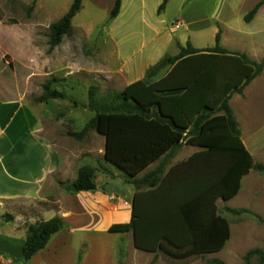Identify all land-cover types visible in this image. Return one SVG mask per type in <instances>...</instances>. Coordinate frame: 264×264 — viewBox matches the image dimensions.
I'll use <instances>...</instances> for the list:
<instances>
[{
    "label": "trees",
    "instance_id": "1",
    "mask_svg": "<svg viewBox=\"0 0 264 264\" xmlns=\"http://www.w3.org/2000/svg\"><path fill=\"white\" fill-rule=\"evenodd\" d=\"M36 1L32 0L29 10ZM81 2L72 0L64 14L49 26V48L70 33L71 19L81 9ZM166 2L162 1L159 11ZM261 2L246 13L245 21L253 17ZM120 4L121 0L114 1L109 18L118 14ZM8 22L16 20L9 18ZM219 41L220 31L215 34L214 45L203 49L194 48L187 41L178 53L165 55L150 66L144 78L103 101L96 100L97 88L90 85L88 107L94 114L80 131L68 133L80 140L88 130H96L105 138L104 161L122 172L126 183L137 188L148 186L147 190L134 193L130 220L109 227L110 232L132 231L135 247L154 253L148 264L155 263L158 252L181 260L220 251L231 231L229 220L218 212L216 200L233 198L241 178L251 169L264 171V163L255 162L243 144L229 105L231 94L240 92L260 73L264 58L255 62L245 53L223 48ZM52 84L51 80L44 82L33 100H69L77 105L65 90ZM182 141L200 150L175 165L161 181L155 172L137 177ZM179 167L181 173L172 174ZM96 170L94 166L82 165L73 180L59 184L69 193L94 191ZM101 170L113 175L109 168ZM231 211L238 214L245 209ZM4 218L8 221L12 216L6 213ZM64 226L58 215L28 224L21 246L22 261L26 264ZM263 253L258 248L249 251L246 264H250L252 254H258V264H264Z\"/></svg>",
    "mask_w": 264,
    "mask_h": 264
},
{
    "label": "crops",
    "instance_id": "2",
    "mask_svg": "<svg viewBox=\"0 0 264 264\" xmlns=\"http://www.w3.org/2000/svg\"><path fill=\"white\" fill-rule=\"evenodd\" d=\"M114 1L82 0L81 9L71 19V32L73 30L82 31L86 34L89 45L95 43L92 52L101 54L107 64L100 68L118 71L124 80L121 89L135 80L144 78L150 66L165 55L178 53L179 47H185L187 41L197 49L212 46L211 44L197 45L195 42L199 43L198 39H192L191 34L189 35V33L209 26H214V43L215 34L220 31L219 44L223 48L231 52L245 53L255 62L264 58V0H254L251 8L259 1H262L261 5L250 20L243 19V23L239 22L237 26L231 24L234 22L231 20L233 16L223 13L225 5L228 6L229 11L231 10L230 12L234 11L232 3H227L228 0H213V2L192 0L189 4L184 2L180 15L171 20H168L166 16L168 0L160 11L158 8L163 0H121L118 14L109 18ZM24 4H29V0H0V11L3 13L0 27L5 25L6 19H14L8 15L10 7ZM102 4L105 5L107 13L101 20L95 18L92 10H89V20L82 19L83 12L88 10L87 7L90 9V6L97 7ZM37 5L40 6V0H37ZM37 24L39 26L43 23L38 22ZM181 26L186 29V37L177 33V29ZM226 28L232 30V34L227 38L224 34ZM64 37L65 35L62 40ZM170 46L173 50L167 54L165 51ZM5 54L13 57L6 48L0 45L1 63H7L3 61ZM155 80L156 78L153 82ZM1 82L3 89L0 90V199H47L52 205L39 211L36 214L37 220L29 219L28 223H35L40 219L46 220L55 215L63 218L65 222V226L51 236L46 246L34 254L28 264H62V262L65 264L63 255L67 245L79 233L82 235L79 244L81 240L87 242V251H89V246H99L100 250L97 251L98 254L94 259L97 264L105 262H107L105 264H115V253L117 254L118 249L123 248L124 250L127 244L126 238L123 237L127 236L128 232L132 237L131 246L135 252H138L135 253V258L139 256L138 254L147 256V252L135 247L132 231L110 232L109 227L114 223H125L130 220L134 193L138 190H147L148 186L137 188L130 184L133 188L127 194L123 192L115 196L109 193L106 190L107 186L118 178L115 177L116 170L112 169L103 159L104 136L93 129L89 133L95 139L93 145L89 143L87 151L82 153L83 151L79 149L78 154L74 155L65 145L56 143L46 134L47 128L43 124V121H47L45 116L36 114L30 106L15 98L13 87L6 83L7 81ZM251 92L264 95V64L259 74L245 84L240 92L232 93L229 98V105L238 123L243 144L255 162L264 163V146L253 152L247 144L252 143L249 135L255 139L260 132H252L247 122L241 119L240 108L237 106L240 102H247ZM41 103L46 104V102ZM15 133L21 134L23 139L20 140ZM242 134H245L246 141ZM199 150V147L182 141L173 150L167 151L147 166L137 177L141 178L155 172L157 179L161 181L166 175L171 174V169L175 165L187 160ZM82 165L97 168L93 176L96 189L75 193L66 192L59 182L65 183L73 180L77 169ZM101 167L109 168L113 175L104 173ZM179 168L172 174L181 173L182 168ZM254 172L256 170L251 169L241 178L240 188L236 195L244 192L247 196H251L256 192V189H246L245 186L253 176H258ZM218 201L222 199L219 198L215 202L219 214L227 218L221 212ZM9 214L12 216L8 220L11 222L10 226L5 223L0 231V261L13 260L17 264H25L22 261L21 246L26 237V228L17 227L19 215L13 212ZM79 252L78 246L68 259L70 264L87 263L86 252L78 259Z\"/></svg>",
    "mask_w": 264,
    "mask_h": 264
},
{
    "label": "rangeland",
    "instance_id": "3",
    "mask_svg": "<svg viewBox=\"0 0 264 264\" xmlns=\"http://www.w3.org/2000/svg\"><path fill=\"white\" fill-rule=\"evenodd\" d=\"M71 1L40 0V6L37 5L36 1L29 10V6L32 4V0H29V4L10 7L8 15L13 17L16 22L9 23L6 19L5 25L0 27V35L2 36L0 37V45L6 48L13 57L5 54L3 61H7V63L0 62V90L3 89L1 81H7L6 83L13 87L15 98L30 106L36 114L45 116L47 121H43V124L47 128L46 134L56 143L65 145L75 155L78 154L79 149L83 151L82 153L87 151L89 143L93 145L95 140L91 134L89 135L93 129L88 130L80 140L68 134L69 132L80 131L94 114L88 107L87 95L90 85L97 88L95 92L96 100L103 101L113 93L119 92L124 80L118 71L102 70L100 68L107 64L101 54L92 52L95 43L89 45V40L82 31H70L61 43L49 48L47 36L49 26L64 14ZM191 1L168 0L166 6L167 19L171 20L179 16L183 3L187 2L189 4ZM210 2H213V0H210ZM228 2L232 3L234 11L230 12L231 10L229 11L228 6L225 5L223 13L233 16L231 20L234 22H231V24L237 26L239 22L243 23L244 16L251 8L254 0H228ZM87 8L88 10L82 14V19L85 21L89 20V10H92L97 20H101L107 13L104 4L97 7L90 6V9ZM38 22L43 24L38 26ZM213 27L209 26L200 31L189 33V35L191 34L192 39H198L199 43L195 39L197 45H214ZM99 32L101 33L102 30L100 29ZM177 33L185 37L187 35L184 26L177 29ZM224 34L227 38L232 34V30L226 28ZM172 50L173 48L170 46L165 52L168 54ZM47 80L53 82L52 87L65 90L77 101V105H73L69 100L60 99H50L46 104L35 102L34 97L40 94L41 85ZM237 106L240 108L241 119L247 122L249 128L253 130L252 132H260L255 139L249 135L252 143L248 142L247 144L250 150L254 152L259 147L264 146V95L251 92L247 102H240ZM15 135L16 137L19 136L20 140L23 139L21 134L17 135L15 133ZM242 137L246 141L245 134H242ZM112 169L116 170L115 177L118 179L109 184L106 190L115 196L123 192L127 194L133 186L124 181L122 172L115 168ZM254 173H257L258 176H253L249 183L245 185L246 189H256V192L251 196L240 192L228 202L218 201L221 212L229 220L231 231L229 239L220 251L181 260L167 258L164 254L158 252L154 264H246L245 255L249 251L258 248L264 252V171L256 170ZM49 205L52 204H49L47 199L42 200L39 198L0 199V231L5 223L10 226L11 222L4 218L6 213L13 212L19 215L17 227L26 228L29 224L28 220H37L36 214L43 211L44 208H49ZM238 209H245V211L238 214L231 211ZM80 237L82 235L77 234L71 239V243L67 245L66 252L63 255L65 264H70L68 259L73 254V250H77L78 246L81 255L87 251L88 244L85 241L82 242V240L79 244ZM123 238H126L127 245L124 250L121 248L117 250V254L115 253V264H136L135 262L148 264L152 260L154 253L149 254L150 252H147V256L138 254L139 256L135 258L134 255L138 252H135L131 246L132 237L130 232ZM98 250H100L99 246H89V251L86 252L88 257L86 264H97L94 259L98 254ZM123 254L125 255L122 260ZM105 259L107 260V258ZM258 261V254H252L248 259L250 264H258ZM0 264L17 263L13 260H4V262L0 261Z\"/></svg>",
    "mask_w": 264,
    "mask_h": 264
},
{
    "label": "water",
    "instance_id": "4",
    "mask_svg": "<svg viewBox=\"0 0 264 264\" xmlns=\"http://www.w3.org/2000/svg\"><path fill=\"white\" fill-rule=\"evenodd\" d=\"M133 243H134V240H133Z\"/></svg>",
    "mask_w": 264,
    "mask_h": 264
},
{
    "label": "built area",
    "instance_id": "5",
    "mask_svg": "<svg viewBox=\"0 0 264 264\" xmlns=\"http://www.w3.org/2000/svg\"><path fill=\"white\" fill-rule=\"evenodd\" d=\"M177 26V25H176Z\"/></svg>",
    "mask_w": 264,
    "mask_h": 264
}]
</instances>
